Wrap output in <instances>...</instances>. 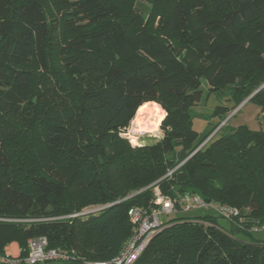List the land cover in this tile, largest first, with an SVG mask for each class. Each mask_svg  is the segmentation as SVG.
Instances as JSON below:
<instances>
[{
  "label": "trees",
  "instance_id": "16d2710c",
  "mask_svg": "<svg viewBox=\"0 0 264 264\" xmlns=\"http://www.w3.org/2000/svg\"><path fill=\"white\" fill-rule=\"evenodd\" d=\"M134 1L0 0V255L45 236L62 264L110 260L155 183L238 214L165 215L134 264H264V130L226 122L197 149L247 98L264 113V0H146L152 16ZM211 95L218 123L201 135L194 108ZM151 101L173 130L133 149L119 129Z\"/></svg>",
  "mask_w": 264,
  "mask_h": 264
},
{
  "label": "built area",
  "instance_id": "2783aa9c",
  "mask_svg": "<svg viewBox=\"0 0 264 264\" xmlns=\"http://www.w3.org/2000/svg\"><path fill=\"white\" fill-rule=\"evenodd\" d=\"M217 130L218 128H216L197 149H200L208 143L211 138L215 136ZM171 173L172 170H169L166 175H171ZM152 191L153 205L151 207L148 209L142 207H131L128 209L127 216L133 225V232L118 254L110 260L83 261L81 264H134L154 235L160 230L162 225L161 216L173 214L178 211V209L183 212L195 209H210L227 218H232L238 214L237 209L234 207L204 202L196 194H184L177 199H172L162 195L159 187L155 183L153 184ZM92 207L94 208L86 212H83L84 208L80 214L93 212L102 208V206L98 205ZM73 215L76 214L69 216ZM27 245L28 250L26 256L22 258L19 256L12 257L5 252L0 255V264H45L51 261L64 262L70 258V254L67 250L49 247L48 240L45 236L31 238L27 241Z\"/></svg>",
  "mask_w": 264,
  "mask_h": 264
},
{
  "label": "rangeland",
  "instance_id": "374dc122",
  "mask_svg": "<svg viewBox=\"0 0 264 264\" xmlns=\"http://www.w3.org/2000/svg\"><path fill=\"white\" fill-rule=\"evenodd\" d=\"M134 7H136L138 10L144 11V13L148 16L149 15L152 16V14H153V10H151V5L146 0H135L133 3V8ZM158 17L159 16H157V18H153L154 19V21H153L154 26L156 28L158 26V19H159ZM91 61H92V59H91ZM91 61L81 63V65L83 67H85L84 69H86V68L96 69V68H100L102 65H105L107 62L106 59H104L103 57H100L98 62L95 63L96 65L94 67L93 64L95 61H93V62H91ZM63 66H64V61L61 59V60H59L57 67H55L56 70H59L61 72L60 74L62 76L67 74V70ZM33 67H35V66L33 65ZM44 84L46 87H48L46 85V83H44ZM41 88H43V86H41ZM218 104H219V102L216 100V98L213 95H211L206 101L203 102V100H202L194 108L196 115L193 118L192 126L201 135H203V133L207 132L208 128H210L213 125L218 123V118L212 117V111L215 108V106ZM262 116L263 115L260 114L259 106H257L253 102H247V103L235 108L231 112H229L228 115L226 116V118L222 122L219 123L217 128L219 129L222 125L226 124V122H227V124L230 126H237L240 124H244L251 130H264V117H262ZM93 208L94 207H92V206H88L83 210V212L89 211ZM200 212H204V210L203 209L193 210V211L191 210L190 212H187V215H194V214H197ZM169 217H172V215H169ZM165 219H167V216H165V215L161 216L162 221H164ZM217 222L224 227L228 226L227 219H225L222 216L217 217ZM257 234H258V236H264V232H259ZM51 262H53L54 264L55 263L61 264V262H58V261H51ZM48 263H50V262H48Z\"/></svg>",
  "mask_w": 264,
  "mask_h": 264
},
{
  "label": "clouds",
  "instance_id": "9594fccd",
  "mask_svg": "<svg viewBox=\"0 0 264 264\" xmlns=\"http://www.w3.org/2000/svg\"><path fill=\"white\" fill-rule=\"evenodd\" d=\"M167 116L168 112L161 103H144L134 110V115L128 123L119 129V134L133 149L150 147L162 141L167 132L173 130L171 126H167L166 130L161 127Z\"/></svg>",
  "mask_w": 264,
  "mask_h": 264
},
{
  "label": "crops",
  "instance_id": "0c3cea01",
  "mask_svg": "<svg viewBox=\"0 0 264 264\" xmlns=\"http://www.w3.org/2000/svg\"><path fill=\"white\" fill-rule=\"evenodd\" d=\"M245 104V103H244ZM243 105V104H242ZM264 117V113H260ZM5 252L8 253L12 257H17L19 256L20 249L18 247V244L16 242H11L5 247ZM48 263V262H47ZM45 263V264H47ZM48 264H54L53 262H50ZM56 264V263H55ZM62 264V263H61Z\"/></svg>",
  "mask_w": 264,
  "mask_h": 264
},
{
  "label": "water",
  "instance_id": "95a60500",
  "mask_svg": "<svg viewBox=\"0 0 264 264\" xmlns=\"http://www.w3.org/2000/svg\"><path fill=\"white\" fill-rule=\"evenodd\" d=\"M264 86V85H263ZM249 98H247L245 101H243L239 106H241L242 104H244ZM238 106V107H239Z\"/></svg>",
  "mask_w": 264,
  "mask_h": 264
},
{
  "label": "bare ground",
  "instance_id": "6f19581e",
  "mask_svg": "<svg viewBox=\"0 0 264 264\" xmlns=\"http://www.w3.org/2000/svg\"><path fill=\"white\" fill-rule=\"evenodd\" d=\"M146 103H147V102H146ZM139 107H140V106H139ZM139 107H138V108H139Z\"/></svg>",
  "mask_w": 264,
  "mask_h": 264
}]
</instances>
